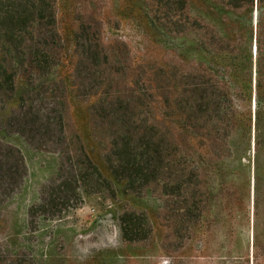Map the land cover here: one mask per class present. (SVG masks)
Returning <instances> with one entry per match:
<instances>
[{
    "label": "rangeland",
    "instance_id": "374dc122",
    "mask_svg": "<svg viewBox=\"0 0 264 264\" xmlns=\"http://www.w3.org/2000/svg\"><path fill=\"white\" fill-rule=\"evenodd\" d=\"M68 1L69 6L66 0L57 5L61 46L65 47L59 50L62 58L35 74L28 72L24 57V64L14 67L16 90L0 94V145L18 151L14 158H22L25 166L15 193L0 197V254L5 259L0 264H226L230 249L244 254V264H255L254 197L250 212L243 187L236 185L240 193L227 201L226 181L215 179L211 195L207 192L214 191L213 182L203 177L204 194L186 203L177 191L180 166L167 169L161 159L166 154L165 132L177 134L172 101L179 83V41L151 32L138 10L144 0ZM84 22L100 23L102 54L88 55L76 46ZM106 91L111 100H102ZM19 98L25 101L24 109L18 105ZM248 106L254 142L255 94ZM52 108L58 113L52 114ZM27 111L28 116H23ZM59 112L64 116L66 143L59 120L53 128L45 123L47 117L58 118ZM130 117L136 121L132 123L134 138L152 137L153 152L159 153L151 152L154 161L144 174L120 186L106 158L115 124L122 118L131 121ZM73 137H79L74 144ZM77 141L117 186L115 197L102 191L93 167L74 164L80 158L74 151L80 146ZM170 153L176 154L175 147ZM2 156L10 160L5 150ZM72 171L94 178L84 179L78 191H72L65 185ZM242 171L247 176L248 168ZM190 206L192 212H184ZM126 214L134 217L133 240L121 231Z\"/></svg>",
    "mask_w": 264,
    "mask_h": 264
},
{
    "label": "trees",
    "instance_id": "16d2710c",
    "mask_svg": "<svg viewBox=\"0 0 264 264\" xmlns=\"http://www.w3.org/2000/svg\"><path fill=\"white\" fill-rule=\"evenodd\" d=\"M58 2L0 0V94L16 90L14 67H21L24 57L27 58L28 72L35 74L50 69L56 58H62L59 50L65 47L61 46L63 38L58 29ZM144 2L138 10L147 20L151 32L156 37L165 36L172 42L179 41V83L177 96H173L172 101L178 119L177 134L175 137L170 131L164 134L166 154L161 159L166 162L165 168L170 169L173 164L180 166L176 176L177 191L186 203L189 198L196 199L204 194L200 188L203 177L208 178L209 184L213 182L214 191L209 188L207 192L211 195L217 185L215 179L223 178L226 181L227 201L236 197L240 193L239 187H243L249 199L250 212L254 197L255 264H264V220L260 221L261 214H264V0H257V9L256 0ZM65 3L66 6L70 4L68 0ZM98 26L100 23L97 22L92 25L81 23L76 35V46L83 47L88 55L103 53ZM106 59H109L107 54ZM160 71L164 72L163 69ZM103 93L106 98L102 100L113 98L107 94L109 92ZM254 94L256 132L253 142V114L248 105L253 102ZM17 101L24 109L25 101L20 98ZM27 112L23 116L27 117ZM51 113L58 112L52 108ZM33 114L39 115L41 112L35 111ZM59 114L58 118L47 117L45 123L48 128H53V122L59 120L61 139L66 143L64 116L62 112ZM130 119L122 118L119 125L115 124L117 130L112 134L106 158L114 180L120 186L144 174L154 161L151 152L159 153L153 152L152 137H148V140L145 137L141 140L134 138L136 128L132 123L136 125V121L134 117ZM76 139L79 140V137L71 138L70 142H76ZM78 144L79 148L74 151L76 157L80 158L74 164L88 169L93 167L102 191L111 192L115 197L117 186L104 177L80 141H77ZM174 147L176 154L171 155L170 150ZM2 150L10 155V160L2 156ZM14 151L18 153L0 145V197H10L15 193L18 178L25 169L23 159L14 158L17 157ZM243 168H248L247 176ZM86 178L94 177L90 173L72 171L71 176L65 179V185L72 191H78L79 183ZM34 210L35 207L32 212ZM187 210L192 212V207L184 208V212ZM133 218L126 214L120 222L121 231L130 240L135 239L131 238L135 229ZM244 257L242 252L230 249L226 253V264H244ZM3 260L4 256L0 254V262Z\"/></svg>",
    "mask_w": 264,
    "mask_h": 264
},
{
    "label": "water",
    "instance_id": "95a60500",
    "mask_svg": "<svg viewBox=\"0 0 264 264\" xmlns=\"http://www.w3.org/2000/svg\"><path fill=\"white\" fill-rule=\"evenodd\" d=\"M256 6H257V0H256ZM255 19H256V13H255Z\"/></svg>",
    "mask_w": 264,
    "mask_h": 264
}]
</instances>
